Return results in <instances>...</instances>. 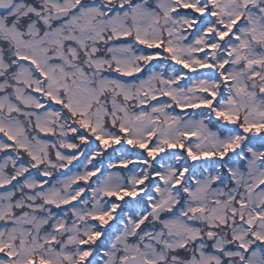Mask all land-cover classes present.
<instances>
[{"label":"snow or ice","instance_id":"6c2138e0","mask_svg":"<svg viewBox=\"0 0 264 264\" xmlns=\"http://www.w3.org/2000/svg\"><path fill=\"white\" fill-rule=\"evenodd\" d=\"M0 264H264V0H0Z\"/></svg>","mask_w":264,"mask_h":264}]
</instances>
